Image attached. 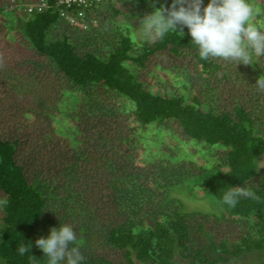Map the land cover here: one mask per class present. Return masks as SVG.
<instances>
[{
	"label": "trees",
	"instance_id": "trees-1",
	"mask_svg": "<svg viewBox=\"0 0 264 264\" xmlns=\"http://www.w3.org/2000/svg\"><path fill=\"white\" fill-rule=\"evenodd\" d=\"M98 9L88 30H73L54 10L26 15L0 0L3 39L19 33L0 40V264H46L35 241L61 223L76 226L84 264H226L252 254L264 264V174L254 168L264 158L256 86L264 55L252 53L251 64L201 60L187 28L155 42L113 24L95 33L97 16L106 17ZM263 21L250 23L264 30ZM70 99L78 102L65 114L76 127L71 140L54 127ZM169 124L205 147L220 145L219 163L195 170L145 154L134 128ZM194 173L216 213L185 209L181 192ZM234 187L258 199L224 205Z\"/></svg>",
	"mask_w": 264,
	"mask_h": 264
},
{
	"label": "clouds",
	"instance_id": "clouds-1",
	"mask_svg": "<svg viewBox=\"0 0 264 264\" xmlns=\"http://www.w3.org/2000/svg\"><path fill=\"white\" fill-rule=\"evenodd\" d=\"M19 8V7H18ZM16 8V9H18ZM259 12L249 0H172L167 8L161 6L146 15L141 23L149 42L163 39L169 32L183 36L187 28L191 41L197 46L201 60L222 58L236 64H251L252 53L264 55V30L250 23ZM256 86L264 90V79H257ZM254 168H264V160L255 159ZM240 197L258 199L255 193L243 187L230 188L222 202L235 207ZM69 223L50 228L47 237L35 241L44 254L46 264H84V251L74 228ZM30 244L18 248L20 255L28 253Z\"/></svg>",
	"mask_w": 264,
	"mask_h": 264
},
{
	"label": "rangeland",
	"instance_id": "rangeland-1",
	"mask_svg": "<svg viewBox=\"0 0 264 264\" xmlns=\"http://www.w3.org/2000/svg\"><path fill=\"white\" fill-rule=\"evenodd\" d=\"M3 2L4 5H6V8H9V6H13V10H18V12L23 13V5L32 4L35 2V0H6L7 3L3 0ZM126 2L128 4H125L124 0L118 2H116L115 0H110L106 4L102 5L98 9L97 13L102 12L106 14V17L100 18L97 16V24L100 23V27L99 29H95V33L101 31V28L103 29L111 27L113 24L115 28L119 27L122 30H124L125 28L129 29L132 36H134L136 40L141 41L144 32V27L141 23V20L146 15L154 11V6L156 8H159L160 4L162 5V2H160V0H148L147 4L143 7L139 6L137 3L135 4V2L132 0H126ZM206 2L208 1L205 0V4ZM249 3L252 4L254 8L259 12V15L255 16L254 19L251 20V22L259 21V19L261 18H263L264 20V0H249ZM16 6L21 7H19V9H15ZM112 10L118 11L119 14L117 16H114ZM133 13L136 14L135 17H133ZM78 25L80 24L75 23L72 26V29L76 30V26ZM2 26L5 29L7 28L2 22H0V40L2 44H4L6 40L13 42L11 41V37H16L19 33L9 30L10 37L5 38L4 40L2 37L4 28ZM69 32L71 36H73L71 30H69ZM76 37H78L79 39L82 38L79 33H76ZM135 39L133 40L135 41ZM155 77H157V74L155 75ZM163 78L166 79L165 77ZM159 79L163 80L160 76ZM154 81V77L152 76V78L150 79V83L156 85ZM153 87L156 88V86ZM154 91L157 93L160 92L159 90ZM124 103L125 105H123ZM77 104L78 102L73 101V99L65 101V104L62 106V114L54 121L56 133L63 138H69V140L76 138V133H74L73 131L75 126L65 117V114L70 110V106L72 108L73 106H77ZM118 104L121 108V111H119V115H123L124 117L128 115V112L126 113L125 111L129 106L128 103L124 102V100H120ZM122 106H125V108L122 109ZM155 127L156 128L151 127V129H148L146 132H141V130H138L137 127H133L135 130L133 135L134 137H137L142 144L144 153L147 155H152V157L156 160L170 161L172 164H187L193 166L195 170L204 169L206 171H209L214 165L219 163L218 157L220 158V156L218 155L224 153V149L220 145L205 147L201 143H197L193 140L185 138L184 136H182V134H180V131L176 126L174 127L173 124H169V130L166 129V131L161 128H157V126ZM261 160H264V158H262ZM259 171L264 174V168L259 169ZM194 174H196V176L190 178L187 183H185V188H182L183 191L181 192V197L185 203V209L190 212L203 213L207 215L216 213L214 211V207L212 206V204H210L211 200L208 199L206 195L203 196V192L199 188L201 183L198 182V180L201 177L197 173ZM196 181L198 183V186L196 185ZM241 225L242 228L239 227L240 230L238 231V233L241 231L246 233L250 230L249 224L245 225L244 223H242ZM256 262L259 263L260 260H258L257 255L252 254L242 256L241 258H232L226 264H258Z\"/></svg>",
	"mask_w": 264,
	"mask_h": 264
},
{
	"label": "built area",
	"instance_id": "built-area-1",
	"mask_svg": "<svg viewBox=\"0 0 264 264\" xmlns=\"http://www.w3.org/2000/svg\"><path fill=\"white\" fill-rule=\"evenodd\" d=\"M106 1L110 0H35L32 4L23 5V11L30 15L33 12L44 13L55 9L62 20L69 22L70 25L80 24L84 28L80 19L86 17L87 23L95 24L96 20L92 13ZM21 6H16L15 9ZM8 9L13 10L14 7L9 6Z\"/></svg>",
	"mask_w": 264,
	"mask_h": 264
},
{
	"label": "bare ground",
	"instance_id": "bare-ground-1",
	"mask_svg": "<svg viewBox=\"0 0 264 264\" xmlns=\"http://www.w3.org/2000/svg\"><path fill=\"white\" fill-rule=\"evenodd\" d=\"M107 2V1H106ZM106 2H104L103 4H106ZM54 11H55V13L58 15V12L55 10V9H53ZM23 13H25L24 11H23ZM26 14V13H25ZM27 15V14H26ZM61 19V18H60ZM62 20V19H61ZM81 20V22H83V26H84V30H88V26H89V24L87 23V21H86V17L84 18V19H80ZM64 21V20H63ZM64 22H66V21H64ZM67 24H70L69 22H66Z\"/></svg>",
	"mask_w": 264,
	"mask_h": 264
},
{
	"label": "flooded vegetation",
	"instance_id": "flooded-vegetation-1",
	"mask_svg": "<svg viewBox=\"0 0 264 264\" xmlns=\"http://www.w3.org/2000/svg\"><path fill=\"white\" fill-rule=\"evenodd\" d=\"M174 264H197V263H192L190 260L182 261V260L175 258ZM198 264H205V263H198Z\"/></svg>",
	"mask_w": 264,
	"mask_h": 264
}]
</instances>
